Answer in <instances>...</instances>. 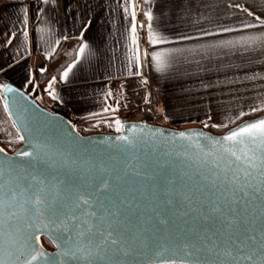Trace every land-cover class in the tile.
<instances>
[{
  "label": "snow or ice",
  "instance_id": "1",
  "mask_svg": "<svg viewBox=\"0 0 264 264\" xmlns=\"http://www.w3.org/2000/svg\"><path fill=\"white\" fill-rule=\"evenodd\" d=\"M42 4L50 11L59 6L58 0H19L15 5L20 27L14 25L0 38L5 54L0 76L7 78L19 63L9 49L20 36L27 42L29 8L39 21ZM83 6L90 11L87 0ZM119 8L125 80L115 94L111 88L103 93L100 112L89 113L94 118L109 114L96 119L95 126L114 128V138L92 144L79 137L71 121L69 132L53 114L32 109L23 89L38 87L34 78L25 77L20 87L0 82L5 122L15 129L14 134L5 132L7 144L25 145L12 155L0 147V264H264V115L244 119L264 113V0L248 6L227 0L222 8L211 0H124ZM233 10L245 17L239 27L220 23L219 14ZM138 14L144 18L139 24ZM177 21L195 34L176 31ZM91 24L86 13L82 41ZM138 28L145 30L143 53ZM33 29L35 42L39 29L35 24ZM223 33L243 34L222 38ZM237 51L247 54L244 61L250 66L244 79L251 86L242 85L247 98L224 121L202 122L204 128L224 130L222 135L187 129L167 135L160 128L146 132L137 123L126 126L117 115L126 80L138 77L148 84L145 68L154 76L200 78L202 72L231 69L227 61ZM95 60L98 50L79 43L71 63L58 76L51 75L43 90L63 102L56 85L70 83L74 67H91ZM112 78L106 73L105 79ZM201 84L214 87L202 79ZM143 100L150 103V94ZM157 111L170 119L166 107ZM147 145L169 149L166 169L141 158L140 149ZM42 237L55 251H47Z\"/></svg>",
  "mask_w": 264,
  "mask_h": 264
},
{
  "label": "crops",
  "instance_id": "2",
  "mask_svg": "<svg viewBox=\"0 0 264 264\" xmlns=\"http://www.w3.org/2000/svg\"><path fill=\"white\" fill-rule=\"evenodd\" d=\"M25 4H34L35 0H23ZM91 5L90 11L84 8L85 0H58L59 6L55 11H50V6L45 7V12L41 14L39 21L32 19V9L29 8V37L24 42L20 36L9 49V54L15 56L19 61L11 70L8 77L0 76V82L12 83L14 87H20L26 83L25 77L34 78V83L39 85L34 90L25 88L27 95L32 101L43 109L63 115L71 121L76 127L85 133H115L114 128L107 126H95L96 119L107 117L109 114L101 113L98 117H92L90 112H100L103 101V93L111 88L115 94L117 84L125 77L121 75L124 65H126V41L121 33L124 32V22L121 19L123 9H117V5H122L124 0H87ZM212 3H219L222 8L227 0H211ZM239 3L248 6L258 3L259 0H238ZM19 0H0V38L6 30H15L20 27V21L17 19L18 10L16 4ZM92 18V24L88 31L84 32V40L80 39L81 22L85 14ZM259 14V9H257ZM220 23L231 27H239V21L245 17L238 11L233 10L230 14L220 13ZM144 18L138 14L137 22ZM39 29L35 31V42L33 39V25ZM207 27V25H205ZM130 27V25H129ZM176 31L193 35L194 30L185 26V23L175 22ZM248 30H244L246 32ZM140 49L147 47L144 42L145 30L139 29ZM243 33H223L222 38H233ZM68 36L65 40L62 36ZM125 35H129L125 33ZM219 38V37H218ZM60 43L57 44L56 41ZM87 42L91 47L98 50V60L93 61L91 67L85 64L83 67H74L69 73L70 83L57 84V92L63 97V102L53 101L43 90L47 80L51 75H59L67 64L59 69L65 59V55L53 60L51 57L56 53L60 45H64L66 51L71 53L73 48H77L81 42ZM130 43V39L128 40ZM187 44L188 42H180ZM17 45H21L17 47ZM173 46V45H169ZM47 53H51L49 57ZM4 52L0 49V60L4 58ZM246 53L237 51L235 55L228 58L227 62L232 64L231 69H221V71L200 73V78L184 75L172 74L167 77H160L151 74L148 68L144 69L145 75L150 79L151 84L158 86L163 95L164 104L170 113V119L160 118L158 123L175 129H186L190 127H203L202 122L219 123L225 120L226 116H231L233 112L244 103L247 98L243 84H249L244 79L245 71L250 67L244 58ZM72 61V60H71ZM71 61L69 63H71ZM43 66L46 71L41 73L40 67ZM256 71H260L256 68ZM106 73H111L112 80L105 79ZM75 74V75H74ZM251 74L250 72L248 73ZM201 79L205 84L211 83L212 88H204ZM229 81H236L234 84ZM126 89L131 100L139 107H144L143 96L149 94V87L140 83V78L133 77L126 80ZM221 89L223 91H221ZM10 95V94H9ZM182 97H187L185 102ZM125 99V98H124ZM124 99L120 101L121 107L117 115L125 121L121 114L124 105ZM109 103H112L109 100ZM211 108V111L209 109ZM211 115L209 121L207 117ZM5 115L0 106V139L7 140L5 132L15 133V129L10 127L11 121L5 122ZM138 120L152 122L147 117ZM137 121V120H136ZM154 123V122H152ZM1 141V140H0ZM2 142H0L1 144Z\"/></svg>",
  "mask_w": 264,
  "mask_h": 264
},
{
  "label": "water",
  "instance_id": "3",
  "mask_svg": "<svg viewBox=\"0 0 264 264\" xmlns=\"http://www.w3.org/2000/svg\"><path fill=\"white\" fill-rule=\"evenodd\" d=\"M28 103L30 105V107L32 109H37L38 111H41L45 114L47 113H51L54 115V118H55V122L56 123H59L61 125H63L67 131L71 132V127L68 125V119L66 117H64L63 115H60V114H57V113H52V112H49L45 109H43L42 107H40L39 105H37L36 103H32V100L30 99V97L28 96ZM264 115V114H262ZM254 119V118H252ZM126 122V126H130L132 123H137V124H140L141 126H144L145 128V131L147 132V130L149 128H160L161 130H166L165 131V135H167L169 132H172V131H182V130H192V131H201L203 130L206 134L208 135H212V136H219V135H222L223 133L221 134H216L212 131H209L203 127H190V128H186V129H175V128H171V127H167V126H162V125H159V124H154V123H151V122H148L146 120H125ZM73 124V123H72ZM75 129H76V133L79 135V137L81 138H86L87 141L91 142L92 144H95V145H100L101 144V141L104 139V138H107L109 136L111 137H115L116 133H91V134H83L75 125ZM139 131L140 129L137 128L136 129V132L137 134H139ZM128 134V133H126ZM0 147L2 148H5L6 152L8 155H12L13 152L15 151H9L5 146H3L2 144H0ZM25 145L24 143L22 142V144L16 149H21V148H24ZM141 155V158H144V157H147V159L152 162V164L155 166V167H158V168H161V169H166L168 167V164L166 163V161H170L171 159V156L169 154V149L167 147H165L164 145H156V146H153V145H147V146H142L141 149H140V153ZM0 159H3V156L0 155ZM43 238L41 239V242L44 244L43 242ZM45 248L47 249V251L49 252H53L55 251V248L54 246L52 245V247H47L45 244H44Z\"/></svg>",
  "mask_w": 264,
  "mask_h": 264
},
{
  "label": "built area",
  "instance_id": "4",
  "mask_svg": "<svg viewBox=\"0 0 264 264\" xmlns=\"http://www.w3.org/2000/svg\"><path fill=\"white\" fill-rule=\"evenodd\" d=\"M148 81L149 82L147 86L149 87V90H150L149 94H150L151 102L146 105L147 106L146 107L147 116H142L143 109L145 108V106L144 107L137 106L131 100L130 95L126 89V92L124 95L125 97L124 105H126V107L124 105L122 107V114L126 120H138L139 118H143V117L154 119V118L163 116V114L157 111V109L161 107H165L162 91L158 86L151 84L150 79ZM125 88H127L126 84H125Z\"/></svg>",
  "mask_w": 264,
  "mask_h": 264
},
{
  "label": "trees",
  "instance_id": "5",
  "mask_svg": "<svg viewBox=\"0 0 264 264\" xmlns=\"http://www.w3.org/2000/svg\"><path fill=\"white\" fill-rule=\"evenodd\" d=\"M77 50V48L75 47V48H73L72 49V51H71V53H68V51H66V49H65V46L64 45H60V47L58 48V50L56 51V53L51 57L53 60H55V59H58V58H60L61 56H63V55H65V59H64V61L62 62V64L60 65V67H59V69H61V68H63L66 64H68L73 58H74V54H75V51ZM262 114H264V113H259L258 115H262ZM255 115V114H254ZM244 119H247L246 117L244 118ZM249 119V118H248ZM239 122V121H238ZM156 124H158V123H156ZM204 128V127H203ZM205 129H207V130H209V131H212V132H214V133H216V134H221V133H223V131L224 130H222V129H216V128H205ZM82 132V131H81ZM83 134H91V133H85V132H82ZM16 143V146L15 147H19L21 144H22V142H19V141H17V142H15ZM3 145V144H2ZM10 151V150H9ZM43 242H44V244L47 246V247H52V245L50 244V243H48L44 238H43Z\"/></svg>",
  "mask_w": 264,
  "mask_h": 264
},
{
  "label": "rangeland",
  "instance_id": "6",
  "mask_svg": "<svg viewBox=\"0 0 264 264\" xmlns=\"http://www.w3.org/2000/svg\"><path fill=\"white\" fill-rule=\"evenodd\" d=\"M146 107L147 106H145V108L143 109V114H142V116H147V113H146V111H147V109H146ZM146 114H145V113ZM121 114H122V110H121ZM259 114V113H258ZM258 114H255V115H250V116H246V118L248 119H252V118H255V116L256 115H258ZM261 114V113H260ZM123 115V114H122ZM163 117V116H162ZM162 117H157V118H154V119H152V122H159V120H160V118H162ZM245 118V117H244ZM211 128V127H210ZM1 135V134H0ZM1 141L0 142H2L1 144H3V146H5L7 149H9L10 151H14V150H16L18 147H15L16 146V143H14L13 145H11V146H9L8 144H7V140H4V139H0Z\"/></svg>",
  "mask_w": 264,
  "mask_h": 264
},
{
  "label": "bare ground",
  "instance_id": "7",
  "mask_svg": "<svg viewBox=\"0 0 264 264\" xmlns=\"http://www.w3.org/2000/svg\"><path fill=\"white\" fill-rule=\"evenodd\" d=\"M122 110V109H121ZM145 113V112H144ZM146 114V113H145Z\"/></svg>",
  "mask_w": 264,
  "mask_h": 264
}]
</instances>
